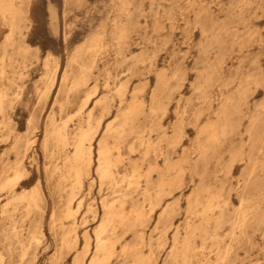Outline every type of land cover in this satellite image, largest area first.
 Wrapping results in <instances>:
<instances>
[{
	"label": "rangeland",
	"instance_id": "obj_1",
	"mask_svg": "<svg viewBox=\"0 0 264 264\" xmlns=\"http://www.w3.org/2000/svg\"><path fill=\"white\" fill-rule=\"evenodd\" d=\"M17 1L16 5L21 10L22 18L20 27L24 28L13 32L12 45H5L6 37L11 30V23L0 14V41L3 40L0 42V56L5 46L8 49L5 48L7 58L4 59L6 74L4 73L0 77V89L2 88L1 91L4 95L2 96L3 103L7 104L6 106L3 104L4 114L0 112V183L4 178L12 177L14 174L10 165L19 149L23 151L26 148L23 151L22 164L27 170L23 178L11 190L7 187H0V264H76L75 254L83 249L86 240L90 248L86 254L87 259L94 252L95 229L103 212L102 200H112L119 196V189H123L125 183L122 181V176L128 173L131 162H135L134 160L137 158L136 163H139V170L143 174L149 171L151 182L154 183L155 179L157 182L159 174L165 172L169 177L180 173L177 178L178 183L171 187L169 192L163 194L160 203L154 209L149 210V201L140 194L141 188L145 185V178L144 176L140 177V188L133 191L132 196L137 201V205L147 211L149 215L147 214L143 221V226L136 225L129 229L119 227V230L117 228L118 239L113 243L114 255L110 257L107 264H131L135 260V253L149 256L155 264H166L164 261L165 258L168 259V251L172 247L176 228H178L180 238L184 234L183 225L187 219L192 192L200 190L201 199H205L208 195L207 190L201 189V186L220 194V200L224 199L225 201V212L228 211L226 213L230 217H234L236 214L242 186L245 185L244 191L249 195L255 193L258 187L264 188V170L260 168L252 173L248 178V183L244 184L243 182L250 152L253 153V156L256 154L255 156L259 160L264 161V148L262 152H257L255 149L250 151L252 144L256 141L255 131L257 130L252 126L251 121L254 117H258L260 127L264 122V0ZM200 8L208 9L210 16L200 20L196 19V11ZM203 27L209 30L203 32ZM104 28L106 29L104 30ZM120 28L127 35L125 42L116 37ZM214 33L222 42L221 45L213 39ZM17 34L18 36H16ZM97 34L101 39L100 47L95 50L88 49L91 38ZM102 35L103 37H101ZM18 37L22 40L19 41ZM17 45L24 47V54L18 51ZM78 46L81 50H76ZM204 48L205 54H202ZM47 51L49 53L51 51L50 54L54 55L51 56ZM13 52L16 54H12ZM100 52L102 53L100 54ZM69 54L70 56L81 54L78 56L80 60L78 58L77 61L79 62L72 60L73 56L70 57ZM219 54L222 59L216 66L215 73L212 65ZM200 58L204 59L199 60ZM13 60L14 62H12ZM44 62L49 67L51 66L50 69H53V72L55 71L53 83L48 92H45L46 78L43 77L46 69ZM82 64H91L90 72L93 75L89 72L87 83L74 87L73 80L77 75L75 73H78V65ZM102 69L106 73L101 72ZM68 72L69 75H67ZM107 75H109L108 78ZM118 80L126 82L124 93L126 96L123 95L122 101L117 93ZM107 83L108 86L104 85ZM136 86L141 87L136 92L135 98L143 103L144 108L140 114V121L145 131L143 139L145 144L149 143V149L147 158L145 157L146 159L143 160L140 156L142 155L141 150L145 146H141L137 138H132V135H129L126 140H123L124 142L120 143V161L113 166L114 174L117 175L116 179L120 182L115 193L109 185L99 183L95 171L97 139L102 135L105 126L122 114L131 100V90ZM153 91L156 92V101L151 103L149 101ZM87 93L90 94V97L84 105V97L88 95ZM100 97L106 99L102 104L96 103ZM163 102L165 103L163 104ZM229 102H232L229 105L228 113H226V116L230 117L229 122L226 131L221 133L220 127L216 124L222 117L219 111L224 104ZM233 104L236 105V110L230 112ZM103 105L107 109H103ZM151 105H153L152 109ZM209 107L210 109L207 110ZM89 109L93 114L90 123L95 124L99 121V124L93 140L92 161L87 174L83 176L84 181L81 185L83 187L78 190V198H75L70 204L73 208H77L76 213L71 217L65 214L67 208L65 196L71 180L67 177L62 178L60 171L55 169V165L62 167L64 156L71 154L74 129L78 125L87 126ZM66 113H70L67 118ZM234 113L237 114L236 118ZM180 117L184 122L179 121ZM53 122L59 125L67 122L69 140L67 139L66 145H60L50 136L49 130L52 128ZM214 123L218 138L216 140L207 139L202 129ZM28 126L29 128H27ZM203 134L204 136H202ZM130 140H135V147L138 145L134 152L128 151ZM109 142H113L111 138H109ZM197 143L207 146L208 152H210L206 168L201 173L194 172L186 162L181 161L182 153L185 150H188L191 156H195L194 149ZM115 150L113 148V152ZM165 161L177 163L179 167H174L167 172ZM61 178L62 181H60ZM58 182H62L60 187ZM32 188L38 189L40 193V201L38 200L37 207H33L34 211L33 208L27 209L24 200L22 202L21 200L13 201L14 194L19 191L26 192ZM59 188L63 191H59ZM79 198H82V203L78 205ZM258 202L263 216H248L245 232L240 234L237 239H230L231 225L228 222L221 228L219 227L220 229L218 228L220 253H223L226 243L229 246L226 259L218 258L215 243L208 241L206 247L208 249L204 250L205 254L207 253L205 256H208L209 259L204 264H264V196L258 198ZM16 203L19 204L16 205ZM169 204L173 207L172 211L162 221L159 220L160 211ZM197 205L194 207L195 212L202 207L201 204ZM130 206V203L127 202L126 209L129 210ZM86 209L88 210L86 211ZM74 237L76 242L68 247L65 240ZM128 241L130 243H127ZM195 241L199 244L201 242L198 237L195 238ZM233 241L235 242L233 243ZM132 247H135L137 252L132 250ZM202 256L204 257V254L198 251L196 255L190 257L189 264H199L198 261L203 259ZM83 264H86V261Z\"/></svg>",
	"mask_w": 264,
	"mask_h": 264
},
{
	"label": "bare ground",
	"instance_id": "obj_2",
	"mask_svg": "<svg viewBox=\"0 0 264 264\" xmlns=\"http://www.w3.org/2000/svg\"><path fill=\"white\" fill-rule=\"evenodd\" d=\"M16 1L17 0H0V14L1 16L5 19V20H9L11 23V30L9 32V34L6 37V43L5 45H12L13 44V32L19 30L20 27V22H21V10L19 9V6L16 5ZM21 1V0H20ZM27 1V0H26ZM241 1V0H240ZM18 2V1H17ZM46 4V3H45ZM29 6V5H28ZM26 6V7H28ZM218 6V5H217ZM127 8V7H126ZM238 8V7H237ZM239 9V8H238ZM129 10V9H128ZM29 11V10H26ZM25 14V13H24ZM28 14V13H27ZM52 14V13H51ZM131 15V14H130ZM196 19L200 20L201 18L205 17L207 18L208 16H210V11L206 8H200L196 11ZM215 17V16H214ZM29 18V17H28ZM130 18V17H129ZM53 19V18H51ZM117 20V19H116ZM129 20V19H128ZM120 21V20H119ZM26 22V21H24ZM114 22V21H113ZM128 22V21H127ZM126 22V24H127ZM132 22V21H131ZM209 23V22H207ZM4 24V22H3ZM24 24V23H23ZM110 24V23H109ZM124 25V24H123ZM198 25V24H197ZM54 26V25H53ZM131 26V25H130ZM135 27V26H134ZM24 28V27H23ZM26 28V26H25ZM112 28V27H111ZM130 28V27H129ZM103 29V28H101ZM106 28H104L105 30ZM21 30V29H20ZM99 30V29H98ZM209 29H207L206 27L202 28V31H208ZM19 32V31H18ZM202 32V33H203ZM99 33V31H98ZM104 34V32H102ZM111 33V31H110ZM19 34V33H18ZM18 34L16 36H18ZM21 34V32H20ZM91 34V33H90ZM89 34V35H90ZM4 35V34H3ZM5 36V35H4ZM88 36V35H87ZM112 36V35H111ZM103 37V35L101 36ZM120 41H127L126 37V33L124 32L123 29L120 28L117 36H116ZM213 39L216 40L220 45H221V41L219 40V37L214 33L213 34ZM17 38V37H16ZM19 38V37H18ZM113 38V37H112ZM129 38V36H128ZM2 39V38H1ZM5 39V38H4ZM15 39V38H14ZM21 41L22 39L19 38ZM84 39V38H83ZM212 39V40H213ZM115 40H117L115 38ZM211 40V41H212ZM249 40V39H248ZM3 41V40H2ZM0 41V42H2ZM83 41V40H81ZM80 41V42H81ZM86 41V40H85ZM99 41H101L100 39V35H94L91 38V41L89 43V46L87 47L90 50H95L98 49L100 47V43ZM18 43V41H16ZM213 42V41H212ZM16 43V44H17ZM20 44V43H19ZM119 44V43H118ZM126 44V43H125ZM214 44V43H213ZM25 45V44H23ZM27 45V43H26ZM82 45V44H81ZM117 45V44H116ZM127 45V44H126ZM207 45V44H206ZM217 45V44H216ZM1 46V45H0ZM32 46V45H31ZM76 46V45H75ZM74 46V47H75ZM102 46V45H101ZM105 46V45H104ZM73 47V48H74ZM82 47V46H81ZM5 48L0 56V77L4 75L5 73V69H4V59L6 57V52H5ZM14 48V47H12ZM18 51L23 53L25 51L24 47L21 45H17ZM77 48V46L75 47ZM121 48V47H120ZM207 48V47H206ZM7 49V48H6ZM15 49V48H14ZM36 49V47H35ZM38 49V47H37ZM101 49V48H100ZM118 49V47H117ZM122 49V48H121ZM8 50V49H7ZM72 50V49H71ZM76 50H81L78 49ZM208 50V49H207ZM11 52V50H9ZM115 51V50H114ZM143 51V50H142ZM1 52V51H0ZM48 52V51H47ZM72 52V51H71ZM84 52V51H82ZM81 52V53H82ZM97 52V51H96ZM99 52V50H98ZM139 52V51H138ZM205 48L202 54H205ZM207 52V51H206ZM38 53V52H37ZM49 53V52H48ZM51 53V51H50ZM49 53V54H50ZM102 52H100L101 54ZM117 53V52H116ZM12 54H16V53H12ZM11 54V55H12ZM24 54V53H23ZM137 54V53H136ZM135 54V55H136ZM19 55L21 56V54L19 53ZM47 55V54H46ZM51 56H53L52 54H50ZM81 55V54H80ZM78 55H74L72 54V60L77 61L78 60ZM119 55V53H118ZM117 55V56H118ZM124 55V54H123ZM122 55V56H123ZM23 56V55H22ZM30 56V55H29ZM33 56V55H32ZM67 56V55H66ZM96 56V55H95ZM94 56V58H96ZM132 56V55H130ZM137 56V55H136ZM144 56V55H143ZM35 57V56H34ZM37 57V56H36ZM116 57V55H115ZM148 57V54H147ZM7 58V57H6ZM13 58V57H12ZM15 58V57H14ZM43 58V57H42ZM50 58V57H49ZM92 58V59H94ZM20 59V58H19ZM24 59V58H23ZM58 59V58H57ZM119 60V58H117ZM126 59V58H125ZM204 59V58H200L199 60ZM221 56L220 54L217 56L214 64L212 65V68L214 70V72L216 73V66L219 65L220 61H221ZM27 60V59H26ZM69 60V59H68ZM67 60V61H68ZM80 60V58H79ZM96 60V59H95ZM135 60V59H134ZM19 61V60H18ZM24 61V60H23ZM53 61V60H51ZM56 61V60H55ZM70 61V60H69ZM73 61V62H74ZM87 61V60H86ZM83 61V62H86ZM11 62V61H10ZM14 62V60L12 61ZM43 62V61H42ZM47 62V59H46ZM46 62H44V67H46L45 72H44V79L46 78V86H45V92H48L52 83H53V69L51 70V66L49 67L48 64H45ZM71 62V61H70ZM79 62V61H77ZM51 63V62H49ZM53 63V62H52ZM89 63V62H88ZM92 63V61H91ZM115 63V62H114ZM132 63V62H131ZM134 63V62H133ZM205 63V62H204ZM208 63V61H207ZM6 64V63H5ZM9 64V63H7ZM59 64V63H58ZM57 64V65H58ZM66 64V63H65ZM78 64V63H77ZM107 64V61H106ZM112 64V63H111ZM10 65V64H9ZM129 65V64H128ZM65 66V65H64ZM71 67V64L69 65ZM90 66L91 64H82V65H78V73L73 80V86L77 87L82 85V83H85L86 80L88 79L89 74L91 73L90 71ZM105 66V65H104ZM108 66V64H107ZM106 66V67H107ZM131 66V65H129ZM57 67V66H56ZM70 67H69V71H70ZM132 67V66H131ZM53 68V67H52ZM211 68V67H210ZM57 69V68H56ZM63 70V69H62ZM77 70V69H76ZM104 69L101 70V72H105L103 71ZM66 71V70H65ZM110 71V70H109ZM164 71V70H163ZM175 72L177 71L174 70ZM90 72V73H89ZM132 72V71H131ZM130 72V74H131ZM174 72V73H175ZM73 73V74H74ZM106 73V72H105ZM129 73V72H128ZM166 73V72H164ZM173 73V72H172ZM214 73V74H215ZM6 74V73H5ZM92 74V73H91ZM110 74V72H109ZM112 74V73H111ZM155 74V73H154ZM160 74V73H159ZM178 74V73H177ZM185 74V73H184ZM205 74V73H204ZM218 74V73H217ZM41 75V73H40ZM69 75V72L68 74ZM66 75V76H67ZM93 75V74H92ZM90 75V76H92ZM103 75V73H102ZM219 75V74H218ZM249 75V74H248ZM220 76V75H219ZM71 77V76H70ZM93 77V76H92ZM107 78L109 77V75L106 76ZM167 77V76H165ZM176 77V76H174ZM3 78V77H2ZM1 78V79H2ZM21 78V77H20ZM42 78V77H40ZM111 78V77H110ZM117 78V77H116ZM145 78V77H144ZM214 78V76H213ZM60 79V78H59ZM95 79V77L93 78V80ZM123 79V78H122ZM130 79V78H129ZM143 79V78H142ZM163 79V78H160ZM199 79V78H198ZM68 80V79H67ZM108 80V79H107ZM111 80V79H110ZM166 79H164L165 81ZM64 81V80H63ZM104 81H106L104 79ZM119 81V80H118ZM163 81V82H164ZM182 81V80H181ZM178 81V82H181ZM197 81V80H196ZM195 81V82H196ZM199 81V80H198ZM217 81V80H216ZM223 81V80H222ZM253 81V80H252ZM100 82V81H99ZM147 82V81H146ZM160 82V80H159ZM166 82V81H165ZM192 82V81H191ZM195 82H193L195 84ZM201 82V81H200ZM221 82V81H220ZM262 82V81H261ZM44 83V82H43ZM87 83V82H86ZM110 83V82H109ZM142 83V82H141ZM171 83V82H170ZM174 83V82H173ZM209 83V82H208ZM207 83V84H208ZM252 83V82H251ZM115 84V83H114ZM118 84V85H117ZM117 93L119 95V99L120 101H122L123 99V95H125V88H126V82L124 81H119L117 82ZM143 84V83H142ZM193 84V85H194ZM211 84V83H210ZM246 84V83H245ZM255 84V83H254ZM68 85V84H67ZM92 85V84H91ZM108 86L107 84H104ZM112 85V84H111ZM115 85V86H116ZM127 85H129L127 83ZM192 85V86H193ZM251 85V84H250ZM258 85V83H257ZM97 86V85H96ZM106 86V88H108ZM135 86V84H134ZM143 86V85H142ZM205 86L207 87V85L205 84ZM39 87V86H38ZM111 87V86H110ZM128 87V86H127ZM145 87V86H143ZM261 87V86H260ZM19 88V87H18ZM80 88V87H79ZM112 88V87H111ZM140 86H136L133 87V89L131 90V100L128 102L127 106L125 107L124 111L122 112L121 115L117 116L115 118L114 121H111L110 123H108L105 128L104 131L102 133V135L97 139V148H96V166H95V171L97 172L98 175V180L100 184H107L111 187V190L113 192H115L117 190V186H120V182L119 180L116 179V176L114 174V170H113V166L116 165L117 162L120 161V156H121V152L119 151V147H120V143L123 140H126V138L129 135H132V138H137L139 141V143L142 145H144L145 147L143 148V150H141L142 155L140 157H142V159L144 160V158L147 156L148 153V149H149V143L145 144V140L143 139V136H145L143 133L144 128H143V124L140 121V114L142 113V108L143 107V103L142 101H137L135 98V94L136 92H138L140 90ZM259 88V86H258ZM263 88V87H262ZM2 89V88H1ZM0 89V112L3 113L4 112V103H3V92ZM43 89V87H42ZM41 89V90H42ZM74 89V88H73ZM89 89V88H88ZM154 89V87H153ZM215 89V88H214ZM40 90V89H39ZM87 90V89H86ZM91 90V89H90ZM98 90V89H97ZM116 90V89H115ZM159 90V89H158ZM196 90V88H195ZM198 90V89H197ZM204 90V89H203ZM222 90V89H221ZM19 91V90H18ZM16 91V92H18ZM75 93V90H73ZM109 91V88H108ZM146 91V90H145ZM150 91V90H149ZM163 91V90H162ZM240 91V89H239ZM243 91V90H242ZM20 92V91H19ZM57 92V91H56ZM65 92V91H64ZM91 92V91H90ZM107 92V91H106ZM116 92V91H114ZM142 92V91H141ZM140 92V93H141ZM41 93V92H40ZM39 93V94H40ZM50 93V92H49ZM58 93V92H57ZM70 93V92H69ZM96 93V92H95ZM100 93V92H99ZM145 93V92H144ZM175 93V92H174ZM84 94V93H83ZM88 94V93H87ZM106 94V93H105ZM116 94V93H115ZM171 94H173L171 92ZM184 94V93H182ZM207 94V93H206ZM220 94V93H219ZM8 95V94H7ZM21 95V94H20ZM71 95V94H70ZM69 95V96H70ZM144 95V94H143ZM192 95V94H191ZM190 95V96H191ZM42 96L43 93H42ZM83 96V95H82ZM108 96V93H107ZM126 96V95H125ZM138 96V95H137ZM140 96V95H139ZM235 96V95H234ZM41 97V95H40ZM72 97V96H71ZM90 94H88L87 96H85V100H84V105L87 102V100L89 99ZM128 97V96H127ZM164 97V96H162ZM174 97V96H173ZM221 97V96H220ZM236 97V96H235ZM7 98V97H6ZM70 98V97H69ZM68 98V100H69ZM109 98V97H107ZM125 98V97H124ZM195 98V97H194ZM208 98V96H207ZM14 99V98H13ZM12 99V100H13ZM17 99V98H16ZM145 99V98H144ZM163 99V98H162ZM170 99V98H169ZM192 99V98H191ZM200 99V98H198ZM219 99V98H218ZM72 100V99H71ZM110 101V99H108ZM107 100V101H108ZM127 100V99H126ZM195 100V99H193ZM201 100V99H200ZM6 101V100H5ZM66 101V99H65ZM70 101V100H69ZM79 101V100H78ZM92 101V100H91ZM104 101H106V99L104 100L103 98L100 97V99H98L96 101V103H100L102 104ZM108 101V102H109ZM149 101V99H148ZM156 101V92L153 91L151 94V100L149 102L154 103ZM164 101V99H163ZM169 101V100H167ZM175 101V100H174ZM177 101V100H176ZM175 101V102H176ZM180 101V99H179ZM183 101V100H182ZM186 101V100H184ZM192 101V100H191ZM107 102V103H108ZM112 102V100H111ZM201 102V101H200ZM165 102H163L164 104ZM189 103V102H188ZM187 103V104H188ZM191 103V102H190ZM232 102H229L227 104H224L222 106V109L219 111V114H222V117L220 118L221 120L216 123L221 130V133H224L226 131V126L227 123L229 122V118L226 116V113H228V109H229V105ZM245 103V102H244ZM4 104V105H3ZM122 104V103H121ZM149 104V103H148ZM193 104V103H192ZM207 104V103H206ZM7 105V104H6ZM5 105V106H6ZM9 105V104H8ZM63 106H65L64 104H62ZM83 105V104H82ZM110 105V104H109ZM108 105V106H109ZM157 105V104H156ZM168 105V104H167ZM201 105V104H200ZM210 105V104H209ZM263 105V104H262ZM62 106V108H63ZM77 106V105H76ZM97 106V105H95ZM94 106V107H95ZM101 106V105H100ZM98 106V107H100ZM151 105V109H152ZM177 106V105H176ZM183 106V105H182ZM195 106V105H194ZM83 107V106H82ZM97 107V108H98ZM104 107V108H103ZM103 109H107V107L105 105H103ZM110 107V106H109ZM121 107V106H120ZM123 107V106H122ZM185 107V106H184ZM86 108V107H85ZM111 109V108H110ZM161 109V108H160ZM177 109V108H176ZM210 107L207 109L209 110ZM51 110V109H50ZM79 110V109H77ZM85 110V109H84ZM175 110V109H174ZM181 110V109H180ZM236 110V105L233 104V108L232 110H230V112L235 111ZM81 111V110H80ZM100 111V108H99ZM176 111V110H175ZM174 111V112H175ZM184 111V110H183ZM194 111V110H193ZM57 112V111H56ZM109 112H111L109 110ZM160 112V111H159ZM210 112V111H209ZM61 113V111H60ZM204 113V112H203ZM244 113V112H243ZM4 114V113H3ZM49 114V113H48ZM51 114V113H50ZM68 114V115H67ZM70 113H66V118L67 116H69ZM74 114H75V110H74ZM99 114V112H98ZM106 114V113H105ZM154 114V113H153ZM165 114V113H164ZM175 114V113H174ZM178 114V113H177ZM235 114V113H234ZM92 110L89 109L87 112V126L83 127L78 125L76 127V129H74V135H73V149L71 154H67L64 156V160H63V164L61 165L62 167L55 165V169L59 170L61 173V177L62 178H70L71 182H69L70 186L68 187L67 190V195L66 197V203H67V208L65 211V214L67 216H71L74 213H76L77 208H73L72 206H70V204L72 203V201L77 197V193L78 190L80 189L83 180V176L85 174H87L89 166L91 164L92 161V157H91V152H92V146H93V140H94V136L98 130V124L99 121H97L95 124H91L90 123V118H92ZM100 115V114H99ZM160 115V114H159ZM235 114V118H236ZM4 116V115H3ZM50 116V115H49ZM55 116V115H54ZM73 116V115H72ZM80 116V115H79ZM84 116V114H83ZM192 116V115H191ZM206 116V115H204ZM78 117V114H77ZM159 117V116H158ZM5 117H3L4 119ZM10 118V117H9ZM64 118V117H63ZM233 118V117H232ZM29 119V116H28ZM27 119V120H28ZM32 119V118H31ZM48 119V118H47ZM62 120V118H60ZM69 119V118H68ZM146 119V118H145ZM149 119V118H148ZM146 119V120H148ZM184 119V117H183ZM5 120V119H4ZM30 120V119H29ZM76 120V119H75ZM86 120V119H85ZM93 120V119H92ZM182 117H180L179 121L181 122ZM198 120V119H197ZM46 121V120H45ZM183 121V120H182ZM92 122V121H91ZM145 122V121H144ZM184 122V121H183ZM187 122V121H186ZM12 123V122H11ZM30 123V121H29ZM48 123V122H47ZM54 123V122H53ZM67 123V122H66ZM66 123H62L61 125L59 124H53L52 128L49 130V134L50 136L55 139V141L57 143L61 144H65L67 139H68V130L66 127ZM156 123V122H155ZM174 123V122H172ZM171 123V124H172ZM197 123V122H196ZM252 126L257 129L255 131V135H256V141L255 143L252 144L250 151H253L255 149V151L257 152H262L263 148H264V122H263V126L260 127L259 122H258V117H254L251 121ZM31 124V123H30ZM83 124V123H82ZM145 124V123H144ZM216 124L214 123L213 125H209L207 127H205L204 129H202V132L205 133V137L207 139H212V140H216L218 138L217 133H216ZM4 125V124H3ZM12 126V125H11ZM32 126V125H31ZM104 126V125H103ZM173 127V125H171ZM185 126V125H184ZM10 127V125H9ZM13 127V126H12ZM29 128V126L27 127ZM147 128V127H146ZM160 128V127H159ZM194 128V127H193ZM102 129V128H101ZM154 129V128H153ZM35 130V129H34ZM183 130V129H182ZM101 131V130H100ZM176 131V130H175ZM150 134V133H149ZM72 135V134H71ZM199 135V134H198ZM228 135V134H227ZM16 136V135H15ZM169 136V135H168ZM204 136V134L202 135ZM226 136V135H225ZM224 136V137H225ZM173 137V136H172ZM199 137V136H198ZM16 138V137H15ZM29 138V137H28ZM109 138L112 139V143L109 142ZM164 139V137H162ZM169 138V137H168ZM174 138V137H173ZM184 138V137H183ZM247 138V137H246ZM255 138V137H254ZM176 140V138H174ZM29 140V139H28ZM69 140V139H68ZM30 141V140H29ZM131 141V140H130ZM135 141V140H134ZM134 141L132 140L131 142H129V150L128 151H133L135 150V148H138V145L135 147L136 142L134 143ZM160 141V140H159ZM181 141V140H180ZM210 141V140H208ZM229 141V140H228ZM124 142V141H123ZM155 142V141H154ZM163 142V141H162ZM30 143V142H29ZM68 143V142H67ZM128 143V142H127ZM176 143V142H175ZM17 144V142H16ZM209 144V143H208ZM18 145V144H17ZM66 145V144H65ZM71 145V144H70ZM162 145V144H161ZM164 145V144H163ZM169 145V144H167ZM122 146V145H121ZM166 146V145H165ZM176 146V145H175ZM168 147V146H167ZM113 148H115V152H113ZM151 148V147H150ZM26 148H24L25 150ZM65 149V148H64ZM152 149V148H151ZM164 149V148H163ZM242 149V148H240ZM23 150V151H24ZM167 150V148H166ZM165 150V151H166ZM210 150V149H209ZM23 151H20V149L17 151L16 153V157L14 158V160L12 161L10 167L13 169L14 174L12 175V177H8V178H4L1 183H0V187H7L8 189H12L14 188V186L23 178V175H25V166L22 164V157H23ZM136 151V150H135ZM138 151V150H137ZM164 151V150H163ZM242 151V150H240ZM131 152V153H133ZM139 152V151H138ZM140 152V153H141ZM167 152V151H166ZM195 156H191L190 152H188V150L183 151L182 153V158L181 161L186 162V164H188L190 166V168L194 171V172H203L206 168V161H207V157L208 154H210V152H208V148L207 146L203 145V144H198L197 146L195 145ZM70 153V152H69ZM239 153V152H238ZM129 154V153H128ZM135 154V153H134ZM139 154V153H138ZM130 155V154H129ZM238 155V154H237ZM256 155V154H255ZM253 156V153L250 152L249 156H248V167L246 169L245 172V176H244V184L248 183V178L252 175V173L254 171H256L257 169H262L264 170V161H261L258 159V157ZM124 156V155H123ZM131 156V155H130ZM138 156V155H137ZM167 156V155H166ZM216 156V155H215ZM214 156V157H215ZM241 156V155H240ZM61 157V156H60ZM133 157V156H132ZM126 158V157H125ZM147 158V157H146ZM145 158V159H146ZM168 158V157H167ZM127 159V158H126ZM138 159V158H137ZM136 159V160H137ZM123 160V159H122ZM136 160H134L135 162H131V167L130 170L128 171V173L124 174L122 176V181H125L123 189H119L120 190V194L118 197L113 198L112 200H107L104 199L102 200V216L100 221H98V225L97 228L95 229V238H96V243L94 246V252L86 259V254L88 252V249H90L88 247V241H85V244L83 245V249H81L80 252H77L75 254L74 260L76 264H83L84 261H86V264H107L108 260L110 259V257L112 255H114V247H113V243L116 239H118L117 237V228L119 230V227H125L126 229H129L131 227H134L136 225H142L147 217V211L143 210L142 208H140L137 205V201L135 200V198L132 196V192L138 190L139 187V181H140V177L144 176L145 178V185L141 188L140 194L142 195V197L144 199H147L149 201V210L154 209L161 201L163 194H165L166 192H169L171 190V187L175 186L178 183V176L179 174H175L173 175V177H169L168 173L165 174L161 173L159 174V178L156 181L151 182L149 179V171H147L146 173H142L139 170V163H136ZM179 160V159H178ZM177 160V161H178ZM2 161V160H1ZM126 161V160H125ZM61 162V161H60ZM140 162V161H139ZM154 162V161H153ZM166 162V161H165ZM3 163V162H2ZM46 164V163H45ZM185 164V163H184ZM209 164V163H208ZM127 165V164H126ZM160 165V164H159ZM164 165V164H163ZM165 166V165H164ZM186 166V165H185ZM6 167V166H5ZM4 167V168H5ZM128 167V166H127ZM166 171L169 172V170L174 167H179V164H173L171 162H166ZM164 167V168H165ZM152 168V167H151ZM150 168V169H151ZM163 168V166H162ZM129 169V168H128ZM180 169V168H179ZM210 169V168H209ZM179 171V170H178ZM48 172V171H47ZM4 173V171H3ZM171 173V172H170ZM188 174V173H187ZM4 175V174H3ZM151 175V173H150ZM189 176V175H188ZM195 176V175H194ZM209 176V175H208ZM237 176V175H236ZM1 177V176H0ZM196 177V176H195ZM62 178L60 181H62ZM198 178V177H197ZM207 178V177H206ZM59 179V176H58ZM95 179V178H94ZM93 179V180H94ZM152 179V178H151ZM1 180V179H0ZM154 180V179H153ZM204 180V179H203ZM253 180V177H252ZM187 181V180H186ZM197 181V180H196ZM205 181V180H204ZM65 182V181H64ZM203 182V181H202ZM55 183L57 184L56 180ZM203 183H207V182H203ZM60 184H62V182H58V186L60 187ZM39 185V184H38ZM68 185V184H66ZM36 186V184H35ZM56 185V187H58ZM187 186V185H186ZM245 186V185H244ZM242 186V189L239 193V203H238V208L236 209V214L234 217H230L229 215H227L226 211V206H225V201L224 199H222V201L220 200V194L218 192H212L209 191L207 187L205 186H201V189H205L208 192V195L205 199H201L200 198V190H195L192 195V197L190 198V207H189V211H188V215H187V219L183 225V230H184V234L182 236V238H180L179 234H178V228H176V232L175 235L173 237V244L172 247L170 248V250L168 251V259L165 258L166 264H189L190 262V257L192 255H196L198 251H201L202 254H204L203 259L199 260V264H204L205 262L208 261L209 258H207L205 255V248L208 246L207 242L211 241L212 243H215L216 247H217V251H218V258L220 259H226V257L228 256L227 253L229 251V246H227L226 243V247L223 250V253H220V247L218 245V241L219 238L218 237V228L222 225H224L225 223H229L231 225V230L229 231V236L231 240H235L237 239V237H239L240 234L245 232V225L247 223V218L248 216L251 215H256L259 217L263 216L262 213V209L260 208L259 202H258V198L264 196V188L261 189L260 187H258L255 193H252L251 195L246 194L244 189L246 187ZM40 187V186H39ZM83 187V186H82ZM81 187V189H82ZM140 188V187H139ZM180 188V187H179ZM178 188V189H179ZM1 189V188H0ZM24 189V188H23ZM28 189V188H27ZM41 189V188H40ZM65 189V188H64ZM174 189V188H173ZM25 190V189H24ZM175 190V189H174ZM173 190V191H174ZM182 190V189H181ZM59 191H63L60 190ZM58 191V192H59ZM153 191V192H152ZM172 191V192H173ZM191 192V191H190ZM204 192V191H203ZM42 193V191H41ZM116 193V192H115ZM61 194V193H60ZM59 194V195H60ZM136 194V193H135ZM172 194V193H171ZM203 194V193H202ZM58 195V196H59ZM105 195V194H104ZM103 195V196H104ZM114 195V194H113ZM204 195V194H203ZM43 196V195H42ZM138 196V195H137ZM178 196V195H177ZM223 196V195H222ZM186 198V197H185ZM224 198V197H222ZM40 199V193L38 191V189L36 188H32L29 191H23V192H18L16 194L13 195V201L15 200H24L25 201V206L27 207V209H31V208H35L38 206V200ZM187 199V198H186ZM12 200V199H11ZM8 201V200H7ZM40 201V200H39ZM42 201V200H41ZM64 201V199H63ZM82 201V198H79L77 201V204L79 205ZM163 201V200H162ZM171 201V200H170ZM5 202V201H4ZM19 202V203H21ZM129 202L130 203V209L127 210L126 209V203ZM173 202V201H172ZM228 202V201H227ZM19 203H16L19 204ZM64 203V202H63ZM179 203V202H178ZM13 204V203H12ZM24 204V202H23ZM142 204V203H141ZM188 204V203H187ZM197 204H201L202 207L201 209H198L197 212H195L196 210H194L195 205ZM4 205V204H3ZM94 205V204H93ZM15 206V205H14ZM23 206V205H22ZM40 206V205H39ZM66 206V205H65ZM100 206V205H99ZM148 206V205H147ZM198 206V205H197ZM17 207V206H16ZM15 207V208H16ZM25 207V208H26ZM93 207V206H92ZM143 207V206H141ZM186 207V206H185ZM33 208V211H34ZM63 208V207H62ZM90 207L88 206V209ZM176 208V207H175ZM86 209V211L88 210ZM173 207L172 205H165L162 210L159 213V220H163L164 218H166L170 212L172 211ZM264 209V208H263ZM36 210V209H35ZM55 210V209H54ZM64 210V209H63ZM186 210V209H185ZM37 211V210H36ZM180 211V209H179ZM25 212H27V210L25 209ZM44 212V211H43ZM151 212V211H150ZM32 213V212H31ZM52 213V212H51ZM64 213V212H63ZM180 213V212H179ZM93 214V213H92ZM56 215V214H55ZM149 215V214H148ZM178 215V214H177ZM11 216V215H10ZM31 216V215H30ZM57 216V215H56ZM151 216V215H150ZM52 217V216H50ZM55 217V216H54ZM72 217V216H71ZM53 218V217H52ZM63 218V217H62ZM252 218V217H251ZM58 219V218H57ZM60 219V218H59ZM64 219V218H63ZM67 220L69 218H66ZM71 219V218H70ZM173 219V218H172ZM53 220V219H52ZM73 220V219H72ZM98 220V219H97ZM59 221V220H58ZM74 221V220H73ZM160 221V222H161ZM2 222V221H1ZM64 222V221H63ZM62 222V223H63ZM61 223V224H62ZM73 223V222H72ZM77 223V222H76ZM81 223V222H80ZM147 223V221H146ZM65 224V223H64ZM94 224V223H93ZM181 224V223H179ZM53 225V224H52ZM76 226V224H74ZM173 225V224H172ZM143 226V225H142ZM161 226V225H160ZM40 227V226H39ZM139 227V226H138ZM163 227V226H162ZM174 227V225H173ZM182 227V226H181ZM33 228V227H32ZM61 228V227H60ZM65 228V227H64ZM75 228V227H74ZM73 228V230H74ZM136 228V227H135ZM219 228V229H220ZM15 229V228H14ZM40 229V228H39ZM139 229V228H138ZM142 229V228H141ZM180 229V228H179ZM38 230V229H37ZM91 230V228H90ZM143 230V229H142ZM158 230V229H157ZM14 231V230H13ZM40 231V230H39ZM38 231V232H39ZM133 231V230H132ZM164 231V230H163ZM162 231V232H163ZM180 231V230H179ZM32 232V231H31ZM43 232V231H42ZM85 232V231H84ZM135 232V230H134ZM138 232V231H137ZM167 232V231H165ZM227 232V231H226ZM70 234V233H69ZM128 234V233H127ZM151 234V233H150ZM222 234V233H221ZM37 235V234H36ZM64 235V234H63ZM228 235V234H227ZM78 236V235H77ZM39 237V236H38ZM70 237V236H69ZM92 237V236H91ZM164 237V236H163ZM162 237V239H163ZM198 237L200 239V244L196 243L195 238ZM227 237V236H226ZM41 238V237H40ZM62 238V237H61ZM66 238V237H65ZM3 239V238H2ZM82 239V238H81ZM161 239V241H162ZM31 240V239H30ZM63 240V239H62ZM80 240V239H79ZM120 240V239H119ZM149 240V239H148ZM164 240V239H163ZM222 240V239H221ZM33 241V240H32ZM31 241V242H32ZM122 241V240H121ZM120 241V242H121ZM152 241V239H151ZM76 242V238H72V239H67L65 240V243L68 247H70L71 245H73ZM119 242V241H118ZM235 241H233L234 243ZM116 243V242H115ZM127 243H130L129 241ZM150 243V242H149ZM209 243V242H208ZM81 244V243H80ZM211 244V243H210ZM221 244V242H220ZM63 245V244H62ZM94 245V244H93ZM10 246V245H9ZM65 246V247H67ZM76 246V245H75ZM142 246V245H141ZM80 248V247H79ZM78 248V249H79ZM141 248V247H139ZM152 248V247H151ZM208 249V248H206ZM1 250V249H0ZM9 250V249H8ZM116 250V249H115ZM124 250V249H123ZM126 250V247H125ZM132 250L137 252V249L135 247H132ZM131 250V251H132ZM55 251V250H54ZM128 251V250H127ZM1 252V251H0ZM15 252V251H14ZM19 252V251H18ZM72 252V251H71ZM74 252V251H73ZM123 252V251H122ZM150 252V251H149ZM153 252V251H152ZM208 252V250H207ZM35 253V252H34ZM134 254V252H133ZM200 254V253H199ZM230 254V253H229ZM1 255V253H0ZM54 255V254H53ZM63 255V254H61ZM125 255V254H124ZM155 255V254H154ZM22 257V256H21ZM20 257V258H21ZM157 257V256H156ZM19 258V259H20ZM29 258V257H28ZM58 260L60 259L59 256L57 258ZM152 259V258H151ZM149 256H144L140 253H135V260L131 263V264H155V262L153 261V259L151 260ZM192 259V258H191ZM27 260V259H26ZM111 261V260H110ZM220 261V260H219ZM1 262V261H0ZM8 262V261H7ZM72 262V261H71ZM211 262V261H210ZM110 263V262H109ZM252 263V262H251ZM26 264V263H25ZM74 264V263H73ZM158 264V263H157ZM164 264V263H163Z\"/></svg>",
	"mask_w": 264,
	"mask_h": 264
}]
</instances>
